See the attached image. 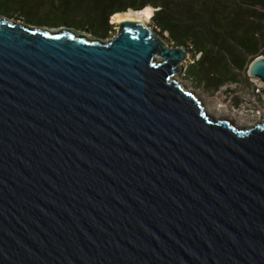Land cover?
I'll return each mask as SVG.
<instances>
[{"label":"water","instance_id":"water-1","mask_svg":"<svg viewBox=\"0 0 264 264\" xmlns=\"http://www.w3.org/2000/svg\"><path fill=\"white\" fill-rule=\"evenodd\" d=\"M157 31L0 14V264H264V114L213 117Z\"/></svg>","mask_w":264,"mask_h":264},{"label":"trees","instance_id":"trees-1","mask_svg":"<svg viewBox=\"0 0 264 264\" xmlns=\"http://www.w3.org/2000/svg\"><path fill=\"white\" fill-rule=\"evenodd\" d=\"M0 0L30 18L40 15L48 24H70L107 32L111 17L132 7H153L151 22L176 46L193 52L185 72L207 90L217 91L237 81L235 70H244L264 45V0ZM249 20V24H248ZM198 57L196 58V55Z\"/></svg>","mask_w":264,"mask_h":264},{"label":"rangeland","instance_id":"rangeland-1","mask_svg":"<svg viewBox=\"0 0 264 264\" xmlns=\"http://www.w3.org/2000/svg\"><path fill=\"white\" fill-rule=\"evenodd\" d=\"M125 3H131L129 0H125ZM153 1V0H148ZM160 1V0H158ZM218 1L222 8L225 7L224 3H233L235 0H216ZM152 8L153 7L149 5ZM133 9L132 7L128 8ZM0 14H5L9 17L20 19L26 22H31L33 24H42L50 27H60V26H71L76 28L77 30L85 31L90 35L95 37H100L102 39H108L115 36L119 31V22H115L113 15L109 21L112 25L111 29L107 32H99L98 30L89 28V27H80L74 26L70 24H48L45 22H39L38 20H44L43 17L31 16L28 18L23 15L21 11L18 13L13 10V8H3L0 6ZM152 24L151 20L149 21ZM248 20V24H249ZM157 30V29H156ZM158 35L162 37V39L169 46L175 47V43L169 37L168 32H164V36H162L159 32ZM167 35V36H166ZM186 48V47H185ZM187 51L188 48H186ZM193 52L189 51V56L184 59L178 68V71L175 73L176 80H178L181 84L185 86L186 89L190 90L194 95L202 102V104L207 109L208 113H210L213 117L217 119H228L231 123L238 126L241 129L248 128L246 126L247 123H255L260 122L261 115L264 113V82L256 76L248 74V67L244 70H235V75L237 77V81H228L223 84L217 91L207 90L201 83H199L195 78L189 76L185 69L187 65L193 60ZM199 54L196 55V58ZM258 55L264 56V45L261 46V49L258 54L254 55L253 58ZM257 124V123H255ZM254 125V124H253ZM252 126V125H251Z\"/></svg>","mask_w":264,"mask_h":264},{"label":"bare ground","instance_id":"bare-ground-1","mask_svg":"<svg viewBox=\"0 0 264 264\" xmlns=\"http://www.w3.org/2000/svg\"><path fill=\"white\" fill-rule=\"evenodd\" d=\"M152 14H153V12H152V8L150 6H146L143 9L137 10L136 12L133 9H129L125 12L116 13L114 21L120 22L124 19H133V20L140 21L144 24H149V21L151 20ZM173 78L176 79L175 76H173ZM255 123H258V122L255 121ZM255 123H247L246 126L251 127V125H253ZM239 129H241V128H239Z\"/></svg>","mask_w":264,"mask_h":264},{"label":"clouds","instance_id":"clouds-1","mask_svg":"<svg viewBox=\"0 0 264 264\" xmlns=\"http://www.w3.org/2000/svg\"><path fill=\"white\" fill-rule=\"evenodd\" d=\"M183 85V84H182ZM184 86V85H183ZM185 87V86H184Z\"/></svg>","mask_w":264,"mask_h":264}]
</instances>
